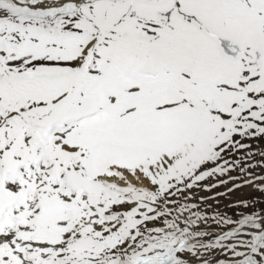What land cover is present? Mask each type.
<instances>
[{"label":"snow or ice","instance_id":"obj_1","mask_svg":"<svg viewBox=\"0 0 264 264\" xmlns=\"http://www.w3.org/2000/svg\"><path fill=\"white\" fill-rule=\"evenodd\" d=\"M0 264H264V0H0Z\"/></svg>","mask_w":264,"mask_h":264},{"label":"rangeland","instance_id":"obj_2","mask_svg":"<svg viewBox=\"0 0 264 264\" xmlns=\"http://www.w3.org/2000/svg\"><path fill=\"white\" fill-rule=\"evenodd\" d=\"M244 195H245V196H248V195H259V194H258V193H252V191H251L250 189H245V190H244ZM225 203H227V201H225ZM229 214H233V212L230 211Z\"/></svg>","mask_w":264,"mask_h":264}]
</instances>
